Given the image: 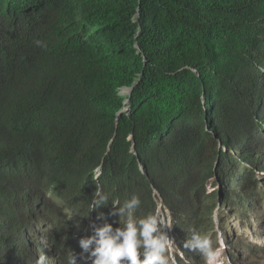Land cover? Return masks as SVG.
Returning a JSON list of instances; mask_svg holds the SVG:
<instances>
[{
  "label": "trees",
  "instance_id": "16d2710c",
  "mask_svg": "<svg viewBox=\"0 0 264 264\" xmlns=\"http://www.w3.org/2000/svg\"><path fill=\"white\" fill-rule=\"evenodd\" d=\"M261 146L264 0H0V264H34L46 192L61 201L51 216L69 198L118 227L112 202L146 186L137 216L155 212L150 178L192 151L210 150L202 177L216 176L229 207L253 209ZM97 189L109 203L92 209ZM183 202L176 241L196 260ZM49 237L59 264L82 252L64 223Z\"/></svg>",
  "mask_w": 264,
  "mask_h": 264
},
{
  "label": "rangeland",
  "instance_id": "374dc122",
  "mask_svg": "<svg viewBox=\"0 0 264 264\" xmlns=\"http://www.w3.org/2000/svg\"><path fill=\"white\" fill-rule=\"evenodd\" d=\"M222 149L226 151L225 147ZM208 151H192L182 154L180 160H176L170 167L165 166L163 169L160 168L158 171L159 173L150 178V180L154 182V185L148 192H153L152 198L157 207L155 212L161 213L172 225L169 235L178 246L174 247L171 252V259L174 258L176 262L172 263L170 259L169 264H205L198 252H194L197 255L196 260L187 258V254L184 253L177 244L176 240L179 234L174 231V224L177 223V221L175 222V214L185 210L183 200L188 203L186 204V215L194 218L199 232L210 235L216 242L214 247L220 249L221 255L219 257V264H264V147L261 146L260 149L257 148L255 150V156L260 162H263V165L256 166V164L251 165L248 163V168L254 170V182L256 183V181H259L262 183L261 186L263 185L262 188L258 190L259 195H263L257 207L253 209L247 208L245 209L246 211L229 207L222 193L221 183L218 182L216 176L211 179L202 177V175L205 174L202 172L203 167L209 162L208 159L205 160L206 162L202 159L209 156L210 152ZM258 155L261 157H258ZM214 174H217L216 170ZM213 179L214 183H212ZM252 185L254 186V183ZM133 187L136 195L139 193V198L146 195L144 194L146 186L137 188V185L134 184ZM201 190L210 194H197V192ZM252 191L253 188L250 187L246 192L247 195L252 193ZM146 196L147 198L144 199L143 204L151 200L150 196ZM40 199L41 203L46 202L44 204H46L48 208L45 209L44 206H41V203L38 202L34 204L40 215L36 218L38 220L33 219L31 223L33 225L36 224L35 228L37 232L39 231L38 226L41 224L42 233L36 236L33 234L41 250L36 252L35 261L32 260V262L35 264L36 259L39 258L41 254H45L51 258V264H59L58 261L61 258L62 247L54 246V238L51 239L49 235L55 233L59 225L64 223L71 227L77 236L82 237L81 235H83L82 238L91 236L93 233L90 225L93 221H91L90 213L82 214L80 212V203H78L80 205H72L69 198H67L69 202L62 206V209H59L60 213L57 214L55 212L52 216L48 210L51 209L49 204H60L61 201L57 198H53L52 194H49V192L43 194ZM165 200L171 201L174 204L176 202V207L179 206L177 209L178 211H173V209L171 210L170 207L166 206L164 204ZM180 203L181 206L179 205ZM149 204L150 203L147 204L148 208L146 211L149 210ZM140 209L145 211V208L140 206L137 212L140 211ZM60 214L61 217L59 216ZM223 216L227 218L225 221H223ZM47 222H50V224L53 223L55 226L49 225ZM95 222L98 225V222ZM224 222L225 224L223 226ZM110 223L114 222L110 221ZM80 237H77V239H81ZM77 264H85V262L79 259ZM88 264H91V261H88Z\"/></svg>",
  "mask_w": 264,
  "mask_h": 264
},
{
  "label": "clouds",
  "instance_id": "9594fccd",
  "mask_svg": "<svg viewBox=\"0 0 264 264\" xmlns=\"http://www.w3.org/2000/svg\"><path fill=\"white\" fill-rule=\"evenodd\" d=\"M39 46L41 41L37 40ZM108 196L97 189L92 198V209L107 206ZM141 199L133 194L122 204L113 201L112 216H119V226L114 227L101 214L98 219L100 225L92 223V235L79 240L82 252L77 254L70 250L66 256V264H77V259L85 264H169L171 252L178 247L170 237L172 225L159 212H152L145 216H137L141 206ZM121 218L123 222H121ZM167 229V230H166ZM183 249L198 252L205 264H219L220 249L214 247L215 241L208 234H202L190 229ZM35 264H51V258L41 254Z\"/></svg>",
  "mask_w": 264,
  "mask_h": 264
}]
</instances>
